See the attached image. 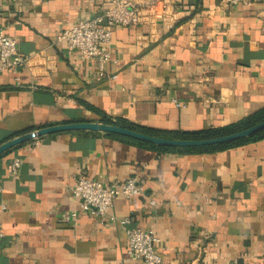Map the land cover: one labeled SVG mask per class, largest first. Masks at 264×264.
Masks as SVG:
<instances>
[{"label":"crops","instance_id":"0c3cea01","mask_svg":"<svg viewBox=\"0 0 264 264\" xmlns=\"http://www.w3.org/2000/svg\"><path fill=\"white\" fill-rule=\"evenodd\" d=\"M109 2L0 0V28L29 57L19 80L0 71V142L103 115L194 130L264 105V0H181L154 23L116 25L107 74L97 76L96 59L55 39ZM122 136L59 131L0 155V264H144L128 254L118 220L84 211L71 195L78 171L104 184L139 177L144 193L116 196L109 213L153 229L164 264H264V136L213 151H160ZM15 156L22 163L12 174Z\"/></svg>","mask_w":264,"mask_h":264},{"label":"built area","instance_id":"2783aa9c","mask_svg":"<svg viewBox=\"0 0 264 264\" xmlns=\"http://www.w3.org/2000/svg\"><path fill=\"white\" fill-rule=\"evenodd\" d=\"M181 0H110L109 5L98 13L77 19L68 23L56 35L55 42H63V49L69 54L92 57L96 59L94 74L104 76L107 74V64L112 59L108 49L112 37V29L116 25H131L138 23H154L166 17L172 4ZM227 4L242 3L251 5L257 0H222ZM29 57L22 53L17 46L16 38L0 28V71L9 69L15 73L24 67ZM116 75H112L114 78ZM176 105L185 103L173 98ZM22 158L13 157L10 163V172L16 174ZM71 195L78 200L80 207L99 217L109 214L110 219H116L124 227L127 235V252L133 258H140L144 264H164V259L157 251L156 245L159 236L153 229H143L131 225L130 216L117 217L109 213L113 199L116 196H131L144 193L145 189L136 174H132L120 181L104 184L96 178L89 177L84 171H78L69 184ZM151 204L156 203L154 197L149 198ZM76 212L64 215V220L75 219ZM229 264H243L238 257Z\"/></svg>","mask_w":264,"mask_h":264},{"label":"water","instance_id":"95a60500","mask_svg":"<svg viewBox=\"0 0 264 264\" xmlns=\"http://www.w3.org/2000/svg\"><path fill=\"white\" fill-rule=\"evenodd\" d=\"M262 128H264V119L247 127L224 134H219L216 136L204 137V138H176V137L153 135L129 127L120 126L113 123H105L101 120H75V121H68L63 123L41 126L37 129L22 132L6 140H3L0 142V155L17 145L32 139L33 137L43 134L59 132V131H69V130L107 131V132H115V133L131 136L141 140L150 141L158 145H166L173 147H190V146H204V145L228 142L238 138L247 137Z\"/></svg>","mask_w":264,"mask_h":264},{"label":"trees","instance_id":"16d2710c","mask_svg":"<svg viewBox=\"0 0 264 264\" xmlns=\"http://www.w3.org/2000/svg\"><path fill=\"white\" fill-rule=\"evenodd\" d=\"M264 119V105L261 106L259 109L255 110L254 112L236 120L233 122H230L226 125L221 126H213V127H207V128H200V129H194V130H186V129H160L155 127H150L146 125H140L138 123H135L134 121H131L125 117L118 116L115 118H112L107 115H103L101 118V121L105 123H113L120 126L129 127L135 130H140L149 134L153 135H160V136H167V137H176V138H204V137H211L216 136L219 134H224L228 132H232L244 127H247L249 125H252L260 120ZM112 133V132H108ZM264 136V128L256 131L255 133L243 137L238 138L235 140H231L228 142H222V143H216V144H210V145H204V146H190V147H173V146H166V145H158L157 148L160 151H173V150H182V151H213L217 149H222L234 144L242 143L248 140H254L258 139ZM125 137L128 140H131L133 142L141 143V144H148V145H154V143L141 140L134 137H128V136H122ZM14 148V147H13ZM10 150V149H9ZM8 151V150H7Z\"/></svg>","mask_w":264,"mask_h":264}]
</instances>
